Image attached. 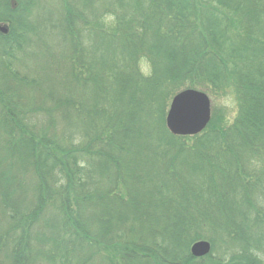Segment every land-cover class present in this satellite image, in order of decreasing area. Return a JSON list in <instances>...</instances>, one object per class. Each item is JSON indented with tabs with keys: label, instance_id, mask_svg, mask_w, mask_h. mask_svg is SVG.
Masks as SVG:
<instances>
[{
	"label": "trees",
	"instance_id": "obj_1",
	"mask_svg": "<svg viewBox=\"0 0 264 264\" xmlns=\"http://www.w3.org/2000/svg\"><path fill=\"white\" fill-rule=\"evenodd\" d=\"M112 2L106 21L87 7L98 18L83 20L92 53L76 28L82 14L63 2L73 51L41 90L12 66L30 8L0 0V226L10 221L0 245L53 204L70 243L104 264H193L191 246L204 240L230 243L237 263H264V0ZM186 89L233 94L234 120L213 106L204 132L172 136L169 102Z\"/></svg>",
	"mask_w": 264,
	"mask_h": 264
},
{
	"label": "rangeland",
	"instance_id": "obj_2",
	"mask_svg": "<svg viewBox=\"0 0 264 264\" xmlns=\"http://www.w3.org/2000/svg\"><path fill=\"white\" fill-rule=\"evenodd\" d=\"M19 1H21L24 6H28L30 8L28 23L29 27L22 47L15 50L12 58V66L21 76L36 80L38 83H40V85H42L41 90H44V87L48 85L47 80L53 76L52 73H61V71L63 73L66 72L67 66L65 63L69 62L67 57L69 54H71V51H73V48L70 46L66 35L62 34V29L65 25L63 16V2H69V4L73 6V8H77L78 12L82 14V17L78 19L76 28L79 30V32L82 33V35L84 34V37L81 38V41L84 44L82 45L81 43L82 47H86V49L90 53L93 52L90 49L94 46H91L92 43L90 42L89 36L90 31L88 30V27L84 25L83 20L87 18L86 15H88L89 20L91 21H95L98 18L89 16L87 7L93 5L90 10H93L95 13L99 14L98 17L101 21H106L107 19L109 20L112 18L110 15H103L106 5L113 4L112 0ZM30 1L31 4H27ZM0 25H5L8 27V24L6 23H0ZM88 32L89 37L87 36ZM3 46L4 42L0 40V54ZM82 47H80L81 50ZM97 63L98 62L96 61V64ZM142 67L144 73L148 75L149 67L146 61L142 62ZM72 84L75 87V91L73 90L74 94L82 93V83H77L73 77ZM195 90L202 91L201 89ZM24 92L29 94L31 90L26 89L23 90V93ZM204 93L209 96L212 107L216 106L219 112H226L230 122L234 120L237 113V104L233 94H229L228 96L223 97H213L207 92ZM30 95L33 96V92H31ZM84 97L86 98L85 95ZM171 100L169 102V106ZM73 126L75 130L72 131V133L75 135L74 138L79 139L80 134L83 133V130L76 121H74ZM253 178L256 181H259V188L262 189V175H260L259 172H255ZM26 191L28 194L24 196V206L28 208V212L27 210L25 212H27V215H29V212H31L32 210L31 204H33L35 200L33 193H35L36 191L34 190V187L26 188ZM260 191L257 192V197L260 199V203L262 204V192ZM87 211L92 212V208L88 207ZM9 224L10 221H7L6 219L1 220L0 236L5 234ZM60 224L61 221L58 218L57 208L55 205L50 204L46 208L44 213L38 218V220L33 221L29 227L24 226L23 229H17L7 237V241L5 240L6 243L4 244V246L0 245V264H76L82 260V257H86V255H90L87 264H104L102 254L100 255L98 253H94L91 257V253H93L91 249L89 250V248H83L84 250L81 251L82 248L79 244H71L69 241L70 235L68 236L64 234L62 226ZM92 226L94 229L97 228L96 222H93ZM60 234L61 238H59ZM54 237L55 239H53ZM222 237L224 236H218V238ZM207 242L211 244L210 241ZM211 247L212 250L208 256L198 259L193 264H240L232 259L234 254L233 251L235 250V248L230 245V243L224 240L218 241L214 248L212 244ZM252 250L255 255H262V252L259 248L253 247ZM14 251L18 252L19 254H16L18 256L15 257V259ZM262 260L264 261V259ZM254 261L255 264L259 263V261L256 259H254Z\"/></svg>",
	"mask_w": 264,
	"mask_h": 264
},
{
	"label": "water",
	"instance_id": "obj_3",
	"mask_svg": "<svg viewBox=\"0 0 264 264\" xmlns=\"http://www.w3.org/2000/svg\"><path fill=\"white\" fill-rule=\"evenodd\" d=\"M9 29L0 25V35H7ZM212 119V104L209 96L199 90L186 89L177 93L171 100L165 125L175 137H194L206 130ZM211 244L199 241L192 245L190 252L201 259L211 253Z\"/></svg>",
	"mask_w": 264,
	"mask_h": 264
}]
</instances>
